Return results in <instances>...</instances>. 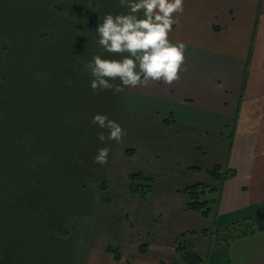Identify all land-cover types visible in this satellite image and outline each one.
Instances as JSON below:
<instances>
[{
	"label": "rangeland",
	"instance_id": "1",
	"mask_svg": "<svg viewBox=\"0 0 264 264\" xmlns=\"http://www.w3.org/2000/svg\"><path fill=\"white\" fill-rule=\"evenodd\" d=\"M66 1L0 0V202L9 203L4 207L14 215L0 217V251L10 264H112L109 245L131 261L142 257L144 245L147 258L171 263L175 232L190 250L197 239L185 227L187 195L172 192L183 180V160L166 146L141 145L158 140L149 124L158 115L157 103L128 95L126 88L94 93L85 67L95 55L118 58L101 48L95 30L106 14L127 9L117 7V0H91L81 11L83 0ZM65 4L73 9V29L63 24L69 14V8L61 13ZM86 11L90 22L85 23L79 19L89 16ZM174 27L183 37L177 29L187 26ZM75 29L84 30L82 38L72 37ZM96 114L127 131L120 143L98 140L108 132L92 123ZM103 147L110 151L101 166L93 160ZM198 157L205 168L218 162L208 153ZM142 170L163 173L158 180L167 182L153 186L147 199L129 189V175ZM238 233L237 228L229 234L214 230L209 246L194 252L207 264L208 255L224 252ZM176 262L186 264L180 257Z\"/></svg>",
	"mask_w": 264,
	"mask_h": 264
},
{
	"label": "crops",
	"instance_id": "2",
	"mask_svg": "<svg viewBox=\"0 0 264 264\" xmlns=\"http://www.w3.org/2000/svg\"><path fill=\"white\" fill-rule=\"evenodd\" d=\"M179 22L187 26L177 29L183 37L173 30L169 38L187 45L180 79L170 86L149 82L145 87L126 88L128 95L158 104V115L149 123L156 127L153 136L158 135V140L141 145L166 146L165 150L180 154L183 180L173 194L195 183L215 189L207 195L215 198L208 217L186 209L184 199L185 227L197 238L193 251L202 253L214 230L226 233L237 222L253 219L252 232L227 242L224 252L209 254L207 264H264V0H184ZM190 24L206 30H195ZM163 104L166 109L160 112ZM207 153L223 167V179L214 180L194 168H205L198 165V155ZM162 174H147L154 188ZM211 218L213 224L206 228ZM177 235L173 234L171 263L160 256L147 258L146 246L142 257L131 261L123 255L120 264H176Z\"/></svg>",
	"mask_w": 264,
	"mask_h": 264
},
{
	"label": "clouds",
	"instance_id": "3",
	"mask_svg": "<svg viewBox=\"0 0 264 264\" xmlns=\"http://www.w3.org/2000/svg\"><path fill=\"white\" fill-rule=\"evenodd\" d=\"M124 14H106L96 27L98 44L118 58L93 56L85 67L89 71L91 89L123 93L125 88L145 87L149 82L172 85L180 79L185 63L187 45L172 41L169 34L173 25L179 26V16L184 12V0H119ZM119 81V83H117ZM100 128L101 142L120 143L127 131L108 116L96 114L92 120ZM110 149L97 150L93 162L101 166L108 163Z\"/></svg>",
	"mask_w": 264,
	"mask_h": 264
},
{
	"label": "trees",
	"instance_id": "4",
	"mask_svg": "<svg viewBox=\"0 0 264 264\" xmlns=\"http://www.w3.org/2000/svg\"><path fill=\"white\" fill-rule=\"evenodd\" d=\"M73 1H77V0H67L66 2L70 4V2ZM91 0H83V2H81V4L78 6L79 10H83V5H86L84 2H89ZM93 1V0H92ZM109 0H106V2H108ZM118 2V6L120 7L119 4V0H117ZM69 4H65V6H62L61 9V13H63L65 8H69ZM121 8V7H120ZM60 9V8H59ZM73 9L69 8V14L68 17L63 20V24H65V27H68V25L75 27L74 25V21H73V15L71 14ZM76 10V9H75ZM85 12V11H84ZM88 13V15L90 14L89 11H86ZM77 15V12H76ZM70 17V18H69ZM81 19H79V17L76 16V19L82 20L86 22H90V15L88 17H80ZM74 31V30H73ZM84 30H76L75 32H73L74 34H72V37L75 39H80L83 37L82 33ZM167 122H169L167 120ZM196 169L202 170L204 172H206L208 175H210L214 180H221L223 179L225 173L223 171V167L220 164L215 165L214 167L211 168H201V167H194ZM153 178L149 177L147 175H144L141 172H135V173H131L129 175V189L131 191V193L139 196L142 199H147L150 195V193L153 190ZM104 187H106V185H104ZM214 188H209L208 186L201 184V183H195V184H191L187 187H185L184 189H182L181 191L183 193H185L188 197V201H187V208L189 210L192 211H196L199 212L202 216L204 217H208L211 212H212V204L215 201V198H209L207 195L209 193L214 192ZM7 198V197H6ZM9 200H11V197H9ZM4 205L9 206V203H6L5 201H1L0 202V217L1 215H3L4 218L6 217H11V213L10 211H8V209H6L4 207ZM5 224L7 223V220L4 219ZM254 226V220L253 219H248V220H243L240 222H237L236 224H234L232 226V228L226 232L227 234H229L232 229L237 228L239 230V236L243 237V236H247L249 234V232H252ZM204 233H206L207 231H202ZM177 248L176 251L178 253V255L181 257V259L184 261V263L186 264H204L205 262V258L202 257L200 254L194 252L193 250L188 249L183 243H180V240L177 239ZM146 250V246L141 245L140 247V252H145ZM106 251L110 252L115 261L117 262V264H120V261L122 259L123 253L121 251V249L119 247L113 246V245H109L106 248ZM6 254H3L0 251V264H10L8 263L7 259H6Z\"/></svg>",
	"mask_w": 264,
	"mask_h": 264
}]
</instances>
